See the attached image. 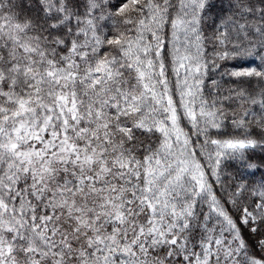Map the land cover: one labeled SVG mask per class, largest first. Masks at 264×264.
I'll return each instance as SVG.
<instances>
[{
    "label": "snow or ice",
    "instance_id": "6c2138e0",
    "mask_svg": "<svg viewBox=\"0 0 264 264\" xmlns=\"http://www.w3.org/2000/svg\"><path fill=\"white\" fill-rule=\"evenodd\" d=\"M0 264H264V0H0Z\"/></svg>",
    "mask_w": 264,
    "mask_h": 264
},
{
    "label": "trees",
    "instance_id": "16d2710c",
    "mask_svg": "<svg viewBox=\"0 0 264 264\" xmlns=\"http://www.w3.org/2000/svg\"><path fill=\"white\" fill-rule=\"evenodd\" d=\"M121 27H123V26H121ZM115 33V29L113 30V34ZM206 48H207V53H208V55L209 56H211L213 53H212V49H213V44H211V43H208L207 45H206ZM221 63H226V62H221ZM217 78H219L218 77V74H217ZM226 79V78H225ZM224 87L226 88V87H228V85L227 84H224ZM205 95L207 96V92H205ZM229 132H232L233 131V129L231 128V125H229V127H228V129H227ZM231 170V169H230Z\"/></svg>",
    "mask_w": 264,
    "mask_h": 264
}]
</instances>
